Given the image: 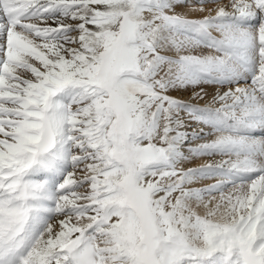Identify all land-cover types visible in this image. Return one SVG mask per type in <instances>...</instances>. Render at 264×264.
<instances>
[{"label": "snow or ice", "instance_id": "1", "mask_svg": "<svg viewBox=\"0 0 264 264\" xmlns=\"http://www.w3.org/2000/svg\"><path fill=\"white\" fill-rule=\"evenodd\" d=\"M0 264H264V0H0Z\"/></svg>", "mask_w": 264, "mask_h": 264}, {"label": "rangeland", "instance_id": "2", "mask_svg": "<svg viewBox=\"0 0 264 264\" xmlns=\"http://www.w3.org/2000/svg\"><path fill=\"white\" fill-rule=\"evenodd\" d=\"M176 11L177 12H182V10L180 8H177ZM187 97H188V94H184V95L180 96L179 98H181V99H187ZM200 106H203V104H201ZM190 129H192V128H190ZM198 142H201V141H198ZM202 161H204L202 164H205V163H208L209 162L207 160V158H205V159H201V160H196L192 164L186 165L185 167H199V166L202 165V164H200V162H202ZM207 182H210V181H206L203 184H199V186L200 187L206 186L207 185ZM211 182H213V181H211Z\"/></svg>", "mask_w": 264, "mask_h": 264}, {"label": "bare ground", "instance_id": "3", "mask_svg": "<svg viewBox=\"0 0 264 264\" xmlns=\"http://www.w3.org/2000/svg\"><path fill=\"white\" fill-rule=\"evenodd\" d=\"M209 7H211V5H209ZM181 10H182V12H184V13H187V9H185V8H180ZM198 14H189V16H190V18H196V16H197ZM193 128H195V126H193ZM188 131L189 132H191L192 131V129H188ZM195 143H200V142H198V141H196V142H194V144ZM204 161H202V162H200V164H202ZM208 183H212L211 181L210 182H207V184ZM197 187H200L199 185H196Z\"/></svg>", "mask_w": 264, "mask_h": 264}]
</instances>
